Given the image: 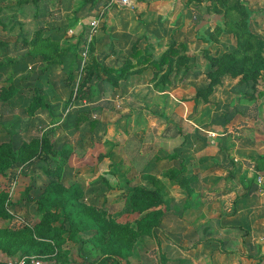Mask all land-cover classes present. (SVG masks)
I'll list each match as a JSON object with an SVG mask.
<instances>
[{
	"label": "rangeland",
	"instance_id": "obj_1",
	"mask_svg": "<svg viewBox=\"0 0 264 264\" xmlns=\"http://www.w3.org/2000/svg\"><path fill=\"white\" fill-rule=\"evenodd\" d=\"M105 1L89 10L84 34L58 27L50 36L57 2L49 10V0H0V94L12 92L9 107L0 102V264L21 256L42 264H264L262 243L251 244L257 235L251 238L249 211L235 219L243 198L244 208L255 207V217L263 218L258 233L264 230V199L248 193L251 170L244 168L259 135L246 118H264V0H132L123 7ZM147 69L144 79L127 82ZM105 83L116 88L107 91ZM35 93L52 107L38 109L24 127L20 110ZM172 95L194 101L210 141L226 133L218 147L225 175L212 178L204 210L189 220L180 210L187 200L171 205L160 180L173 182L178 168L161 178L142 174L152 189L137 184L144 161L135 154L147 119L154 133L153 121L165 116L167 133L178 109L186 113L167 103ZM230 136L238 152L226 160L235 148ZM40 141L47 156L39 153ZM19 146L21 153L14 152ZM233 178L244 193L237 194ZM222 179L226 184L218 186ZM50 180L57 189L78 187V203L37 210ZM135 186L159 204L139 213L146 202ZM172 214L180 224L175 233L168 227ZM258 237L264 241V232Z\"/></svg>",
	"mask_w": 264,
	"mask_h": 264
},
{
	"label": "crops",
	"instance_id": "obj_2",
	"mask_svg": "<svg viewBox=\"0 0 264 264\" xmlns=\"http://www.w3.org/2000/svg\"><path fill=\"white\" fill-rule=\"evenodd\" d=\"M49 10H54L56 7L55 5H51L53 2L55 3L57 8L59 9V16L57 19H49V25L57 26L54 29H47L45 34H49L50 36L57 30L66 29L65 27H68L67 32L69 35L76 36L77 32L79 34L85 33V24L87 19V15L90 14L89 10L93 8L94 5L98 4L100 0H83V1H76V0H49ZM86 1V2H85ZM132 1V0H131ZM107 0L104 2L106 5L105 7L109 6L106 4ZM115 6V4H111ZM116 6H121L116 4ZM93 19V18H92ZM91 20V19H90ZM88 22V21H87ZM90 26V23H89ZM59 27V29H58ZM91 29V26L89 27ZM61 30V31H62ZM91 35V33H90ZM150 70L147 69L144 72H141L140 74H136L131 76V80L127 79V82H131L132 84L134 82L132 81H140L145 78L146 73H149ZM171 80H174L173 77H171ZM190 77H187L186 79H182L181 83H189ZM176 84L180 83L178 80L175 81ZM164 90H161V92H157L158 94L165 93ZM167 92V91H166ZM171 98L165 99L166 101L169 100L167 103H173V104H181L185 106V114L181 109L179 111V115H177L178 121L175 122L169 121L168 124H170V132L163 133L164 129L167 126L166 118L165 116H160L158 119L156 118L153 122L158 126L157 130H153L154 133H152V125L151 122L147 119V126H145V130L141 131V133L144 135V137L141 139V142L139 143V149L136 151L135 156L137 157L138 161L143 163L138 164V169L141 170V176L138 178L139 185L145 186V188H153L151 184H149L148 180L144 179L142 174L147 175H154L157 178H161L162 173L169 167L178 168L175 180L171 183H169V180H166V178L162 177L160 180H162L164 186H165V193L166 198L171 200V205L174 204H180L182 201L186 203L185 200L189 203V205H183L181 203L180 210L182 211V215L185 218H192V216H197L201 210H204L205 203L208 201V190L212 183L210 181H213L212 178L221 176L223 177L225 175L226 167L219 164L222 163V159L219 161V153L220 150L218 147L220 146V143L225 140V138H221L222 134H226L223 132H215L218 134L217 137H215L213 140L210 141L209 137H206L204 131L206 130L205 122H203L202 119H200V115H195L194 109L192 106H194V101H181L175 96H170ZM173 98V99H172ZM174 100V101H172ZM264 103V99L261 100ZM176 102V103H174ZM197 106V104H195ZM180 108V105L178 106ZM192 112V113H191ZM191 113V114H190ZM147 118V117H146ZM165 118V119H164ZM183 119V120H182ZM146 120V119H145ZM246 121L249 123H253L254 125V131L258 132L259 135L257 137L254 136L253 140L250 142L252 143V151L250 152V156L247 159L249 161V166L244 167L247 168L249 173H247V177L250 178L249 182V192L253 196H256L259 194V197L264 199V169L261 166H264V158L262 155H264V149L257 150V145L264 147L263 140L258 141L259 139L264 138V118H261V115L257 116H251L250 120L246 118ZM149 123V124H148ZM181 123V125H180ZM180 126L182 128H180ZM241 128V127H240ZM151 132V133H149ZM228 132H232V130H228ZM66 131L62 130V136H65ZM153 134V135H152ZM159 134V135H158ZM220 137V138H219ZM235 136H230L231 141L235 143L234 150L232 151L231 155L230 153L226 152L225 154L228 156V158H232V155H237V144L236 140L234 139ZM226 139H228L226 137ZM229 140V139H228ZM209 142H211L209 144ZM240 153V152H239ZM241 154V153H240ZM241 157H234V161L240 160L239 168H243L242 166L245 164H242ZM168 162L170 163L168 165ZM255 162H258L256 164L257 170H255ZM227 163V162H226ZM228 164V163H227ZM237 165V164H235ZM257 166H260L258 168ZM219 167V168H218ZM237 168V167H236ZM234 167V169L236 170ZM215 169L220 170V172H215ZM243 170V169H242ZM258 174L256 175L254 174ZM181 176H184L185 182L181 185L178 183L177 179ZM256 177V178H255ZM125 178V177H124ZM177 178V179H176ZM229 178V177H228ZM235 184L237 185L238 189L237 194H242L245 192L244 187L238 180V178L232 179ZM137 182V180L134 181V183ZM225 180H219L217 182V185H225ZM186 187V188H184ZM235 190V191H236ZM173 196V197H172ZM245 200L243 198H240L239 201L236 203V212H235V219L236 217L242 218V214L245 211H249V214L251 216V225L257 226L258 224H261L263 221V218H260L259 216L255 217V212L257 209L255 207L250 206L249 208L245 207ZM175 211V210H174ZM170 220V225H168L169 229L175 233V230L178 225V219L176 220L173 214ZM165 218H163V223L165 222ZM172 221V222H171ZM172 223L174 225H172ZM177 223V224H175ZM184 224L186 222H183ZM173 226V227H170ZM251 227V238H254V234L257 235L254 238V241L251 242L253 244L254 249H258L259 242L262 243L261 248L264 249V241H259L258 234L264 232L262 230L261 233H258V228ZM259 227V226H258ZM157 229V228H156ZM156 232V231H155ZM261 240V239H260ZM263 240V239H262ZM163 241V239H162ZM165 241V240H164ZM165 244L168 245L169 243L161 242V245ZM175 242L171 243V245L174 246ZM176 245V244H175ZM45 264H51V263H45ZM57 264H69L66 262V259H62L60 262H57Z\"/></svg>",
	"mask_w": 264,
	"mask_h": 264
},
{
	"label": "trees",
	"instance_id": "obj_3",
	"mask_svg": "<svg viewBox=\"0 0 264 264\" xmlns=\"http://www.w3.org/2000/svg\"><path fill=\"white\" fill-rule=\"evenodd\" d=\"M170 53L174 54V50H171ZM162 60L167 61L168 57L166 55H164V56H162ZM105 86H107V88L105 89L107 91H113L116 88L113 85H110L108 83H105ZM35 89H37V88H35ZM35 89H34V91H35ZM5 91H6L5 95L3 93L0 94L1 107H3V108L10 106L8 103V100L12 94V92L9 93L7 90H5ZM51 107H52V105L47 101L45 96L38 94V93H35L33 96V99L27 105V107L20 110L21 116L26 118L25 124H24L25 126L24 125L23 126L26 127V125L30 122V119L34 116L35 112L38 109H46L49 111L51 109ZM22 117H20V118H22ZM22 129H23V127L22 128L20 127V129L18 128V130H16V131L19 132ZM21 150H22V147L19 146L18 150H14V152L20 151V153H21ZM50 150L52 151V149H50ZM48 152L49 151H46V143L40 141L39 153H43L45 156H47ZM0 155H2V152H0ZM57 184H58V181H56V180H50L49 181L48 185L43 190L41 195L38 198H36V200H35L37 210L45 211L49 207H51L55 204L59 205L61 207H64L66 209L69 206H72L73 204H75V202L78 203L76 201L78 198V192L76 189H78V187H76L73 191H69L66 189L62 190L60 188L59 189L56 188ZM133 189H135L134 193H137V196L141 199V201L146 202L145 205L143 204L139 207V211H140L139 213L145 212L148 209L155 207L159 204L158 199L155 198L151 194L152 192L150 193L149 191L144 190L142 187H139V186H135ZM143 195H147V197H145Z\"/></svg>",
	"mask_w": 264,
	"mask_h": 264
},
{
	"label": "built area",
	"instance_id": "obj_4",
	"mask_svg": "<svg viewBox=\"0 0 264 264\" xmlns=\"http://www.w3.org/2000/svg\"><path fill=\"white\" fill-rule=\"evenodd\" d=\"M131 3V0H107V5L118 4L122 6H127ZM91 30L96 26V21L90 22ZM3 264H42L40 260L34 259L33 257H16L6 260Z\"/></svg>",
	"mask_w": 264,
	"mask_h": 264
}]
</instances>
